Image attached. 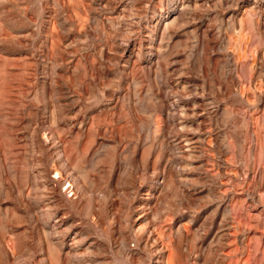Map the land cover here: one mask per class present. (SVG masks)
I'll list each match as a JSON object with an SVG mask.
<instances>
[{
    "label": "rangeland",
    "instance_id": "obj_1",
    "mask_svg": "<svg viewBox=\"0 0 264 264\" xmlns=\"http://www.w3.org/2000/svg\"><path fill=\"white\" fill-rule=\"evenodd\" d=\"M0 264H264V0H0Z\"/></svg>",
    "mask_w": 264,
    "mask_h": 264
}]
</instances>
